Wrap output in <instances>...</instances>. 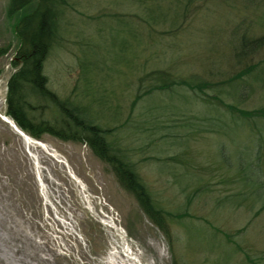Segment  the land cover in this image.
Here are the masks:
<instances>
[{"label":"rangeland","instance_id":"rangeland-1","mask_svg":"<svg viewBox=\"0 0 264 264\" xmlns=\"http://www.w3.org/2000/svg\"><path fill=\"white\" fill-rule=\"evenodd\" d=\"M8 1L0 0V46L8 45L6 54L0 56V264H173L174 253L178 264H252L248 257L264 264V203L255 195L244 200L241 196L231 197L240 186L234 169L246 168L248 175L253 173L246 163L255 141L237 140L231 130L223 139L214 129L198 130L190 139L191 152L183 153V142L174 143L171 136L161 139L155 120L160 121L159 125L169 124L168 130L172 125L181 129L179 125L188 116L171 113L167 108L172 106L171 99H179L178 93L193 98L191 91L155 92L129 112L132 93L146 86L157 71L198 73L203 79L217 82L257 61L264 47L253 59L238 62L234 56L237 47L231 39L237 23L238 31L247 28L250 34H264V0L192 1L183 24L192 27L178 35L179 48L172 50V57L177 55L179 61H171L161 50H149L141 43L136 46V58L113 61L118 47L108 42L121 41L116 35L121 30L115 18L131 16L134 29L147 26L146 6L152 3L150 0L144 4L140 0H68L64 7L60 21L67 48L52 51L44 63L48 87L60 96L69 94L72 87V96L76 97L87 86L79 77L80 59L93 60L94 55L102 59L103 74L110 72L114 78L117 68L125 71L114 80L95 75L84 99L103 96L107 100L106 107L91 102L95 110L105 113H99L100 121L113 123L106 118L119 105L121 120L128 114L131 118L127 123L138 121L128 126L135 128L137 156H149L140 160V174L162 206L183 214L180 221L185 224L171 225L174 250L134 196L118 182L111 167L87 146L49 134L29 142L3 118L7 116V79L18 67L12 62L19 44L14 27L11 29L19 14L9 20L4 16ZM32 1L34 4L22 12L32 10L37 0ZM160 2L165 5L164 0ZM193 11L199 12L198 16H190ZM156 27L150 30L152 48L175 45L171 41L174 32ZM128 31L124 35L133 47L126 51L130 57L136 40ZM250 82L253 91L242 105L247 109L264 103V80L251 78ZM205 91L215 93L209 88ZM160 105H165L163 110ZM117 138L123 143L119 129ZM195 178L203 181L197 183ZM215 227L230 235V242L218 232L214 235L220 243L214 239L215 245L208 249L209 237L204 230L211 232ZM176 236H183L182 240L175 241ZM125 243L129 252L124 250Z\"/></svg>","mask_w":264,"mask_h":264},{"label":"trees","instance_id":"trees-1","mask_svg":"<svg viewBox=\"0 0 264 264\" xmlns=\"http://www.w3.org/2000/svg\"><path fill=\"white\" fill-rule=\"evenodd\" d=\"M137 1L139 2V0ZM150 1L152 3L146 6L147 26L140 25L134 29L131 26V16L119 15L115 18L119 23L117 29L118 31L121 30L123 35L121 33L119 35V32L116 34L121 39L120 43L117 40L108 42L109 46L118 47V52L115 53L113 61L123 60L127 62L136 58V46H140V43L149 50H161L165 57L171 61H179L177 55L172 57V50L179 48L178 35L185 28L191 29L192 27H184L183 24L189 16V4L197 0H164L165 5H162L160 0H157L156 3L154 0ZM140 2L144 4L146 0H140ZM31 4H34L32 0H9L5 8L7 19L19 14L15 26H12V28L14 27L13 33L19 42L16 58L12 65L17 64L18 67H15V71L7 81L6 113L22 130L37 139H42L45 134H49L63 141L86 144L96 157L111 167L118 182L134 196L143 212L167 237L171 249H173L174 232L171 225L175 222L181 223L180 218L183 217V214L162 206L140 174L139 162L149 158V156L143 158L140 155L137 156L139 148L138 145L134 146L133 144L136 141L134 137L135 128L128 126L129 123H137L138 121L127 123L131 118V115L128 116V114L124 120H121L123 111L119 109L120 105L113 110L114 113L109 119L105 117L113 123L100 121L98 120L99 113L102 115L105 113L95 110L91 102H97L106 107L107 100L103 99V96H93L89 100L84 99V95L89 89L88 85L93 79H96L95 75L101 79L108 76L114 80V78L118 79L120 74L125 71L117 68V76L112 78L110 72L103 74L100 57L94 55L93 60L87 61L79 57L81 67L79 77L87 86L76 97L72 96V87L69 94L58 95L48 87V77L43 69L44 63L52 51L67 48L60 20L64 7L68 5V0H37L32 10L30 9L31 11L22 12ZM141 8L144 7L141 5ZM204 12L207 13L208 10H204ZM198 13L193 11L190 16H198ZM261 24L264 26V18ZM236 25L233 27L235 37L231 39V44L237 47L234 56L238 62H241L243 58L250 57L253 59L258 51L264 47V34H250L247 28L244 31H238ZM156 26L165 27L166 29L163 31L174 32V40L171 41L175 45L168 49L166 47L152 48L150 41L154 37L151 36L153 32L150 30L157 29ZM127 27L131 30V36L136 40L135 50L130 52V57L126 55V51L133 47H130V41L124 35V32H129ZM4 52L5 50L0 48V54ZM259 57L257 61L247 65V68L243 67L238 72L217 82L203 79L198 73L178 74L167 70L157 71V75L146 86H139L137 92L132 93L129 112L131 114V111L143 98L155 92L172 91L178 93L179 90L184 93L193 92V98H189L187 94L178 93L179 99L175 101L171 99L172 106L167 108V111L171 113L175 111L188 116V120L184 124H174L181 126V129L172 125V130H168L169 124L159 125L160 121L155 120L160 126L157 134L159 133L161 139L171 136L172 142H183L181 150L183 153L191 152L190 139L192 134H196L198 130L210 132L214 129L216 136L221 139L225 138V135H228L229 130H231L237 140L242 138L254 140L255 143L248 150L250 160L246 163V167L250 166L253 173L248 175L245 172L246 168L234 169L240 186L231 193V197L241 196V200H244L255 195L257 200L260 199L264 203V103L251 109L242 107L253 91L250 79L264 80V54ZM135 65L138 67L139 64ZM108 68L112 69L111 67ZM76 87L73 88V91ZM207 88L215 91V93L207 94L205 91ZM81 93L83 94L81 95ZM128 99L127 97L123 100L127 101ZM164 107L165 105H160L161 110ZM196 124L201 128H195L196 130L190 128ZM185 125L187 126L186 129ZM118 129L124 137L123 143L117 138ZM139 146L144 148L143 144ZM220 162L224 164L225 160L222 158ZM227 169H233V167ZM193 180H196L197 183L203 181L201 178ZM262 208L264 209V205H261ZM218 232L223 233L217 227L211 232H208L207 229L204 230V235L209 237L210 246L208 249L215 245L214 239L220 243L214 235ZM223 234L230 242V235ZM182 237L176 236L175 241H181ZM248 259L252 264H256L250 257ZM173 264H178L175 253Z\"/></svg>","mask_w":264,"mask_h":264},{"label":"bare ground","instance_id":"bare-ground-1","mask_svg":"<svg viewBox=\"0 0 264 264\" xmlns=\"http://www.w3.org/2000/svg\"><path fill=\"white\" fill-rule=\"evenodd\" d=\"M3 118L7 121V122H9L12 126H13V128L15 129V130H17L19 133H21L26 139H27V141H32V142H35V140L32 138V137H30V136H28L27 134H25L21 129H19L18 127H17V125H15V123H14V121H12L11 119H9L7 116H4L3 115ZM124 250L126 251V252H129V247H128V245H126V243H125V245H124ZM131 254V253H130Z\"/></svg>","mask_w":264,"mask_h":264}]
</instances>
